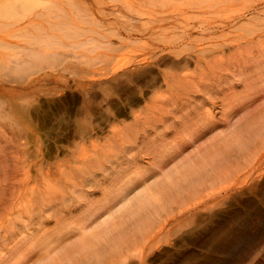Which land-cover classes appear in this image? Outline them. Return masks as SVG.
<instances>
[{
	"label": "rangeland",
	"instance_id": "1",
	"mask_svg": "<svg viewBox=\"0 0 264 264\" xmlns=\"http://www.w3.org/2000/svg\"><path fill=\"white\" fill-rule=\"evenodd\" d=\"M49 9L74 16L71 31L85 32H59L41 19ZM46 31L55 43L43 52L66 57L40 63L31 75L13 70L11 61L21 55L16 45H30L33 32ZM116 31L121 34L112 35ZM102 34L107 38L97 48ZM237 41L264 44V0H0V264L36 258L29 253L32 242L27 258L18 255L29 227L27 236L61 232V243L75 241V231L59 226L78 218L81 195L103 194L108 169L160 164L165 140L179 148L177 155L192 158L223 147L220 139L230 131L243 135L247 128L242 153L220 150L223 163L212 180L183 194L152 230L125 241L119 254L100 264H264V124L244 122L264 113V82L253 89L240 82L264 57L247 49L236 53L230 47ZM105 42L113 43L111 51ZM199 49L207 50L196 65ZM87 58L96 63L80 73ZM183 58L191 61L188 68L172 64ZM44 74L61 81H46ZM174 75H188L187 84L171 90ZM115 76L128 79L110 82ZM20 105L31 106V118L18 112ZM204 123L215 130L203 133Z\"/></svg>",
	"mask_w": 264,
	"mask_h": 264
},
{
	"label": "bare ground",
	"instance_id": "2",
	"mask_svg": "<svg viewBox=\"0 0 264 264\" xmlns=\"http://www.w3.org/2000/svg\"><path fill=\"white\" fill-rule=\"evenodd\" d=\"M75 1L82 2L83 4H87L90 2V0H75ZM41 17H42L41 19H45L49 23L59 26L58 29L59 32L64 31L66 33H73V34H75L76 32L77 33L85 32L84 30H80V29L73 30V28L71 31L70 28L75 25L76 19L74 16L70 15L69 13L66 14V16H61L55 14L54 9H49L45 11L41 15ZM127 31L129 34H131L133 33L134 30L127 29ZM32 34H33L32 36L33 42H31L30 45H23V46L16 45V47L20 49L21 55H19L17 58L11 61L13 63L11 67L13 70L20 73L26 72L27 74H29L32 69H34L37 65H39L44 61L47 60L62 61V59L66 57L60 51H54L51 53L43 52L44 49L47 48L46 45L51 44L50 46L53 47L54 45H52V42L55 43V41L51 42L48 36L46 37V35H49L48 31L37 32V33L33 32ZM114 34H117V36H119L121 33L119 31L118 32L116 31V33H113L112 35ZM187 34L188 31L186 32V37ZM140 35L142 36L141 33ZM55 36L57 35H53V37ZM224 36L225 35L223 34L222 37ZM106 38L107 36L102 34V38L93 43L94 46L98 48L104 42L103 39ZM201 39L202 38L197 39V41H200ZM110 45H113V43L105 42V47L103 48L111 51L112 48L110 47ZM222 45L223 44L218 45L217 48H219L222 52H224L225 50L223 47L224 45L223 46ZM64 47H67V45H64ZM230 48L233 49L236 53L243 49H247L248 53L251 54L258 52V55H254L256 57H264L263 43H255L251 41L249 43L241 44L238 43L237 41L236 45ZM206 50L202 51L201 49H199L197 54L198 56L195 57L196 65L201 64L200 53H203ZM215 50L216 47L214 51ZM214 51L213 53H215ZM91 60L93 62H91ZM94 60L95 59L93 58H87V61H81L80 69L82 72L80 73L85 74L84 72L88 70V67H92L93 65H95L96 62ZM140 61L143 62L144 59ZM162 61L164 63H167V61L164 60ZM220 62L226 64V62L221 58H215L214 63L220 64ZM258 63L259 65H255L256 63L253 64L252 67L248 70V72L243 74V76L240 75L242 77L240 82H242V80L247 82L248 83L247 85H250L251 89H253L257 84L264 82V63L263 62H258ZM172 64L175 65L178 69H184L189 67L191 61L183 58ZM237 68H239V66H237ZM117 70H115L114 72L116 73ZM136 70L138 77L141 78L145 75L143 68H139ZM218 70L224 71V69H218ZM125 74L127 75L128 78H130L131 76L130 74H127L126 72L123 75L125 76ZM29 75H31V73ZM43 78L46 81L50 80L52 82L54 81L57 83H60L61 81L60 78H53L48 74ZM153 78L155 80L157 79L155 76ZM188 78H189L188 75L183 76L182 79L181 77H176V75H174L168 81V85L171 86L170 89L172 90L177 87L175 86L177 85V83L179 85L187 84ZM41 79L42 78H40V80ZM127 79L123 80L122 77L115 76L111 78L110 82H119V84H122L124 81H127ZM164 80L167 81V76L164 77ZM136 86L138 87V85ZM155 91L156 93L158 92L156 89H154V91L152 92L154 93ZM144 94L145 92L142 93L141 96ZM157 96L158 95L156 96L154 95L153 97H150L151 99H149L148 97L146 99H149V101H151L153 98ZM136 98L140 99L138 97ZM136 98H133V100ZM88 102L91 101L88 100ZM132 102L136 103V101H132ZM152 103H158V102L154 101ZM136 106L138 105L136 104ZM19 108L20 109L18 110V112L22 111L24 113L22 114V116H24L25 119L31 118L29 115V113L31 112V106L29 107L27 106L26 108V106L24 107L20 105ZM86 108H88V105ZM192 114L195 115V118L197 117L196 118L197 120L203 119V117H200V115H196L194 112H192ZM232 114H234L233 111L231 115ZM26 115L29 118H27ZM207 118L209 120L213 117L209 116ZM205 121L206 120L203 119L201 122H205ZM210 121L211 120H209V122ZM256 121L264 124V113L262 111H258L257 113H252L244 120L245 125L247 127L254 126V123ZM205 124L206 123H204L203 124L204 126L202 127L203 133L210 134L212 133V131L215 130L213 125H211L210 127L209 124L207 125ZM250 130L251 128H247L246 132L248 131L249 132L243 135L239 134L237 130L230 131L227 135L224 136L225 139H223V137L220 139V140H224L222 142H224L223 147L225 149L221 146L207 147L206 149H204L205 151L200 152L198 155L193 156L192 158L185 156L183 157L182 154H180L182 155V157H180V155L176 154L177 150L178 152H180L179 148L178 147H176L175 149L170 148L168 146V142H166L165 140L164 152L163 154L160 155L161 162H164L163 166H161L162 164L160 162V164L153 163L149 166L137 167L133 170H129L128 167L126 168L121 167L119 169H108V172H110L107 175L108 180H106L105 185L103 184L101 185L102 187L101 191L103 194L92 195L90 197L81 195L80 200L81 199L82 200L78 201L77 204L78 210L76 217L78 218L75 220L74 218H72L71 221L69 220L68 223L67 221H63L59 226L60 231H66V232L75 231L74 236L76 237L75 238L76 242L72 241L73 240L72 239L69 240L68 243H61L63 240L62 238L63 234H61V232H53V233H45V234L35 233L34 235L32 232H31L32 234H30L29 231L27 236V233L25 235V232H27L29 229L31 230V228L29 227L27 231L24 230L25 232L23 233L22 236L23 242H20V247L18 249L20 253L18 255H22V256L19 259L23 261L24 257L27 258L26 255L27 252L24 251H28L26 248H28L31 242L32 244L29 247L30 248L29 253L32 255L33 254L32 251H33L36 252L37 255H35L36 258H33L34 256L32 257L33 260L29 257L30 259L26 261V264H100L108 256L119 254L122 251L123 246H125L126 244L125 241H127V243H131L128 240L138 239L139 237L147 234L150 230H152L156 224H159V221L163 217L164 213L167 212L172 207L173 203L181 200L183 194L194 193V191H196L195 189L199 188V185L202 186L204 184H207L208 181L212 180L216 176L217 169L220 163H223V160L219 158L220 154L222 153V151L220 150L225 151V153L231 154L235 152V150L237 149L239 150V152L242 153L244 151V142L250 139V134H251ZM200 132L201 130L195 131L194 136L196 137L198 134H200ZM199 139H201V137ZM219 142L217 141V143ZM171 156L172 159H170ZM167 163L169 165H172L173 168L167 170L165 167ZM160 169H162V171H160ZM21 222H22L21 226H23L22 228L26 229L29 224L28 225L26 224L27 226L24 227L23 224L25 223H23V221ZM20 229H18V231H23ZM70 241L74 243H69ZM14 260H16V258ZM30 260L32 262H30Z\"/></svg>",
	"mask_w": 264,
	"mask_h": 264
}]
</instances>
